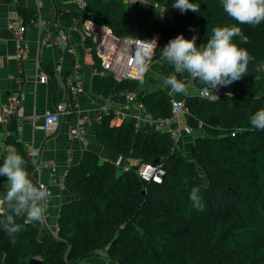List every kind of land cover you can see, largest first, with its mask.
Masks as SVG:
<instances>
[{
	"label": "trees",
	"instance_id": "1",
	"mask_svg": "<svg viewBox=\"0 0 264 264\" xmlns=\"http://www.w3.org/2000/svg\"><path fill=\"white\" fill-rule=\"evenodd\" d=\"M149 1L159 2L163 19ZM174 2L86 0L71 15L79 25L87 19L104 24L118 37L159 33L153 60L178 34L185 39L195 35L199 47L213 28L236 25L247 43L239 37L233 42L253 57L247 75L222 87L216 97H200L193 89L185 97V120L195 134L189 154L174 146L165 131L136 129L132 117L117 122L115 115H103L96 139L130 168L121 171L86 150L65 174L73 198L59 207L56 233H41L26 216L18 218L22 230L14 237L0 226V264H28L31 258L40 259L39 264H79L100 250L116 264H264V130L250 125V117L264 108V22L239 24L225 12L222 0H190L199 5L198 13H182ZM91 50L98 92L109 95L140 86L142 81L118 82L111 74H100L94 46ZM161 73L174 74V68L165 61ZM176 75L190 78L188 73ZM193 83L207 86L198 79ZM171 98L158 87L140 97L153 117L171 116ZM7 141L19 146L13 134ZM20 153L31 177L26 154ZM141 163L162 164V181L142 180L136 171ZM5 179L0 177V183ZM193 188L200 190L202 210L190 199Z\"/></svg>",
	"mask_w": 264,
	"mask_h": 264
},
{
	"label": "crops",
	"instance_id": "2",
	"mask_svg": "<svg viewBox=\"0 0 264 264\" xmlns=\"http://www.w3.org/2000/svg\"><path fill=\"white\" fill-rule=\"evenodd\" d=\"M123 1L126 4L130 3L129 0ZM76 9L73 0H0V107L8 101L10 95L23 94L22 104L11 124H0L1 156L13 151L21 154L22 151L27 158V144L34 146L35 160L42 166L37 171L31 167L30 178L34 183L40 179L52 190L45 222L34 221L41 233L47 231L56 233L59 207L61 203L73 198V194L66 187L61 188V180L64 179L68 168L77 164L86 150H94L100 158L111 162L120 156L101 145L94 132L98 123L96 114L107 97L109 98L107 104L112 107L122 106L127 112V118L137 114V110L128 104L123 96L116 92L103 95L96 90L93 79L97 70L91 50L94 45L85 36L82 24L79 25L76 17L71 15ZM16 14H20L26 24L25 38L28 53L21 62L16 56L14 39L8 28L9 20ZM39 19L45 22L43 28L38 26ZM61 32L68 34L70 43L82 61L81 83L84 91L75 98L61 87L60 80L53 71L55 64H61L63 73L67 74L72 64V56L61 44L55 43L56 36ZM164 62L162 57L152 61V67L147 71L150 73L149 76L145 77L136 92L142 97L150 89L158 87L164 88L174 98L185 100V97L192 93V89L188 87L187 95L173 93L170 86L164 84L167 77L161 73ZM99 73L104 74L101 70ZM42 75L46 76L45 80L38 81L39 76ZM18 78L22 80L19 81ZM60 101L67 102L68 111L61 114L59 123L53 130H45L42 126L45 112L53 110ZM180 120L181 125L186 123L185 117L180 116ZM9 125L14 128L10 130ZM74 127L85 130V143L78 137L69 136V130ZM140 128L149 130L157 127L153 124H142ZM9 134H13L19 146L8 143ZM194 140V133L182 134L178 143L179 149L181 151L185 149V152H182L186 154ZM123 161L126 160L123 158ZM2 163L0 160V164ZM7 186L6 179L1 181V197L5 194ZM79 264H116V262L109 259L104 250H100Z\"/></svg>",
	"mask_w": 264,
	"mask_h": 264
},
{
	"label": "built area",
	"instance_id": "3",
	"mask_svg": "<svg viewBox=\"0 0 264 264\" xmlns=\"http://www.w3.org/2000/svg\"><path fill=\"white\" fill-rule=\"evenodd\" d=\"M75 7L81 9L85 7L86 0H73ZM133 0H129L131 2ZM141 2H146V0H140ZM153 8H156L159 12L161 19L164 18V12L161 9V5L157 1H149ZM38 7L40 3H37ZM45 22L42 19L38 20V26L43 28ZM84 34L89 38L93 45L96 56L100 60L101 72L111 74L112 77L120 82L123 80H133L142 81L145 78L146 72L145 68L148 69L151 64L155 50L149 46L148 42L153 39L156 40L158 45L161 35L155 33L148 38L139 37H118L116 36L111 28L108 26L98 23L94 20L87 19L82 23ZM57 27V26H56ZM8 28L12 33L16 56L20 60L24 59L28 53V45L25 38L26 24L23 17L20 14H16L8 22ZM55 43L61 44L65 50L72 56V64L69 72L67 74L63 73L61 64H55L53 71L55 76L60 80L61 87L65 88L73 97L81 94L84 91L83 85L81 83V68L82 61L79 58L76 49L70 43L68 34L66 32L59 33L55 38ZM21 67V64H20ZM264 68V66H263ZM45 75L39 76L38 81H44ZM21 81V78H18ZM183 81L188 87L194 90V93L203 98H212L220 95L222 93V87L213 89V93L209 86H202L200 88L195 87L193 79L184 78ZM120 96H123L127 103L130 104L137 110L135 116H131L134 119V127L140 128L142 124H153L158 129L167 132L175 143L174 146L178 147V143L181 140L182 134L192 135L193 128L187 123L181 125L180 116L185 117L188 114V107L184 99H178L172 97L170 100V105L172 109L171 116L165 117H153L146 109L144 102L140 99L136 90L121 89L116 92ZM110 97V96H109ZM100 107L99 112L96 114V121H100L103 115L113 114L116 116L117 120L120 122L127 118V112L122 106L116 105L115 107L109 106L107 101ZM23 101V94H13L10 95L8 101L0 107V124L7 125L16 116L19 107ZM69 105L66 101L58 102L53 110H48L43 116L42 126L45 130H53L59 123L61 114L67 112ZM34 124V121L32 122ZM201 127V122L198 124ZM70 137H78L84 143L85 140V130L80 127L71 128L68 132ZM27 161L33 168V170H39L40 164L35 160V148L31 144H27ZM2 150L0 149V155ZM114 165L121 171H126L130 168L128 164L123 161V158L119 156L114 161ZM139 177L145 181H152L160 183L164 175V168L162 164H152V163H141L136 168ZM37 185L43 184L52 193L50 187H48L43 181L38 179L35 182ZM61 188L65 187L64 179L60 183ZM1 197V196H0ZM49 200L47 201L48 205ZM48 213L46 211V217Z\"/></svg>",
	"mask_w": 264,
	"mask_h": 264
},
{
	"label": "clouds",
	"instance_id": "4",
	"mask_svg": "<svg viewBox=\"0 0 264 264\" xmlns=\"http://www.w3.org/2000/svg\"><path fill=\"white\" fill-rule=\"evenodd\" d=\"M222 3L225 12L239 24L257 26L264 22V0H222ZM172 6L182 13L188 10L194 13L200 11L199 5L190 0H175ZM234 37L247 43V37L236 25L213 28L212 35L199 47L196 46L195 35L185 39L182 34H178L170 39L161 50V56L173 66L174 74L168 75L164 84L170 86L173 93L187 95V84L178 79L176 74L188 73L193 80L198 79L209 86L213 93V89L228 86L246 76L253 57L245 48L233 42ZM148 43L152 49L158 47L155 39ZM250 125L254 129L264 130V108L250 117ZM0 177H6L8 182L5 194L0 197V226L9 237H14L22 230L18 218L26 216L29 221L43 222L47 201L52 193L45 185L33 182L20 154L13 151L3 156ZM199 191L193 188L190 199L195 207L202 210Z\"/></svg>",
	"mask_w": 264,
	"mask_h": 264
},
{
	"label": "water",
	"instance_id": "5",
	"mask_svg": "<svg viewBox=\"0 0 264 264\" xmlns=\"http://www.w3.org/2000/svg\"><path fill=\"white\" fill-rule=\"evenodd\" d=\"M0 160H1V162H3V156H1ZM39 263H40V259H38V258H31L29 260V263L28 264H39Z\"/></svg>",
	"mask_w": 264,
	"mask_h": 264
},
{
	"label": "rangeland",
	"instance_id": "6",
	"mask_svg": "<svg viewBox=\"0 0 264 264\" xmlns=\"http://www.w3.org/2000/svg\"><path fill=\"white\" fill-rule=\"evenodd\" d=\"M152 61H153V60H152ZM151 64H152V62H151ZM151 64L149 65L148 69H149V68L151 69V67H152ZM147 71H148V70H147ZM149 74H150V73L146 72L145 77H146V76H149ZM151 77H153V75H151ZM144 79H145V78H144ZM142 81H143V80H142ZM192 135H193V134H192ZM179 148H180V147H179ZM189 148H190V147H189ZM180 150H181V149H180ZM182 151L185 152V149H183ZM189 151H190V149H188V152H186V154H189V153H190Z\"/></svg>",
	"mask_w": 264,
	"mask_h": 264
}]
</instances>
